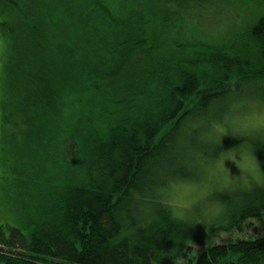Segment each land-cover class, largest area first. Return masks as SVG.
<instances>
[{
    "label": "trees",
    "instance_id": "trees-1",
    "mask_svg": "<svg viewBox=\"0 0 264 264\" xmlns=\"http://www.w3.org/2000/svg\"><path fill=\"white\" fill-rule=\"evenodd\" d=\"M193 1L0 0L16 133L23 124L49 161L34 180L42 188L31 230L0 225V264H172L208 234L241 231L264 213V185L241 190L221 198L224 222L207 232L154 195L170 175L195 179V153L181 140L195 143L230 94L259 83L264 99V14L233 41L201 40L183 25ZM209 145L197 147L205 162L222 150ZM252 147L264 167V143ZM50 149L66 164L70 155L77 173ZM181 264H264V233L213 243Z\"/></svg>",
    "mask_w": 264,
    "mask_h": 264
},
{
    "label": "rangeland",
    "instance_id": "rangeland-1",
    "mask_svg": "<svg viewBox=\"0 0 264 264\" xmlns=\"http://www.w3.org/2000/svg\"><path fill=\"white\" fill-rule=\"evenodd\" d=\"M187 7H189V11H195L192 12L193 15L188 16V18H191L190 20L186 19V22L183 21V25H187L188 29L196 26L195 36L200 37L201 40L207 38L222 42H225L229 38H231L230 41H233L238 32L250 25L258 15L264 14V0H195L189 3ZM172 15H175V13H172ZM178 18V15L174 17L176 20ZM185 18L187 17L185 16ZM179 23H182L181 18L172 25L173 33H175L174 30L177 29L176 26ZM6 53L7 40L0 32V225L3 227L5 233H8L9 227H16L27 233L31 230V227L27 225L26 218L30 214V210L33 209V202L36 201V195L38 194L37 190L42 188L41 186H35L34 180L38 178L40 167H49V161L44 160L47 151L46 149L44 152L42 151L39 142L23 138V135L20 133L21 130H24L23 124L20 125L21 130L19 126L17 127L19 133L18 135L16 133L15 126L18 125V121L14 116L15 111H13V106L11 105V92L8 90L4 72ZM259 85V83L248 84L244 87L242 94L262 99L258 88ZM76 116V113H71L68 120L69 126H71ZM207 127L205 126L204 129H207ZM199 134L200 132L196 136L195 143L187 140L184 143L181 140L182 145L188 146L185 150L187 154L195 153V156H202L201 152H198L197 147L204 146L206 143L211 144L209 145L210 147L212 144L214 145L210 141L201 140ZM68 139L69 143L72 144L74 139L71 137ZM75 146L73 145L69 149L71 150ZM50 152V156L52 155V158H54L55 164L62 165V169L65 168V165H68L67 171L70 178L73 176V173H77L76 164L70 159V155L68 156L65 153L67 162H69V164H66L64 163L65 159L64 161L62 160L61 154L57 152V149H54V151L50 149ZM186 161L187 158L181 160L182 163ZM225 163L231 173L239 174V169L232 161H226ZM63 175L65 177V174ZM197 178L198 171L196 170L195 179ZM54 182L60 183L58 180ZM260 186L253 184L249 188L214 190L213 196L210 199L223 205L224 210L211 221L197 220L195 217L199 215L198 212L194 213L190 219H184V221L201 225L208 232L214 225L224 222L223 216L226 204L221 198H231L233 195V198L236 199L235 194L238 191L252 190ZM221 193H223L222 196L218 198V195ZM263 233L264 213L259 217L248 219L241 231L234 230L229 233L208 234L201 244H191V250L186 255L180 256L172 264H181L188 258H193L213 243H229L236 237H254Z\"/></svg>",
    "mask_w": 264,
    "mask_h": 264
},
{
    "label": "clouds",
    "instance_id": "clouds-1",
    "mask_svg": "<svg viewBox=\"0 0 264 264\" xmlns=\"http://www.w3.org/2000/svg\"><path fill=\"white\" fill-rule=\"evenodd\" d=\"M207 119L209 126L200 128L199 138L221 145L222 150L208 162L202 156L192 157L188 166L198 171L197 179L170 175L154 188L158 202L176 219H190L198 212L197 220L211 221L224 210L210 199L214 190L264 185V167L252 147L253 142L264 143V99L232 93L220 105L219 117L209 113ZM225 136L240 143L224 149ZM226 161H232L239 174L231 173Z\"/></svg>",
    "mask_w": 264,
    "mask_h": 264
}]
</instances>
